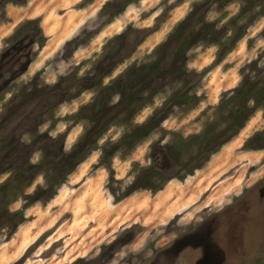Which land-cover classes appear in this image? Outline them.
I'll return each instance as SVG.
<instances>
[{"label":"rangeland","instance_id":"374dc122","mask_svg":"<svg viewBox=\"0 0 264 264\" xmlns=\"http://www.w3.org/2000/svg\"><path fill=\"white\" fill-rule=\"evenodd\" d=\"M108 1L0 0V54L19 39L25 38V44L36 40L29 43L32 62L24 72L25 65L16 68L19 76L11 82L8 78L0 93V129L18 138L12 158L30 155L31 162H38L42 153L30 154L22 144L42 134L56 138V145L64 150L72 149L93 124L88 105L98 95L100 79L109 84L129 66L149 62L179 22L185 20L189 31L201 27L203 19L211 23L208 41L193 46L186 63L192 73L187 86L195 97L174 107L130 154L116 153L113 174L102 167L104 206H90V214L83 212L78 218L76 213L73 218L70 211L59 215L65 206H45L52 198L24 209L26 219L19 226L29 225L20 239H13L15 233L9 238V228L0 227V247L5 246L0 264H162L163 253L174 240L195 231L234 194L264 176V148L244 147L251 135L264 128L263 109L256 110L239 133L207 160L202 155L193 159L200 153L199 134L208 129L217 135L230 123V110L239 101L230 91L241 86L247 75H264V0H132L104 23L115 10L113 4L105 8ZM123 32L124 38L116 37ZM30 60L22 61L28 65ZM168 82L132 118L109 110L115 119L96 137L89 155L99 160L101 147L145 122L184 81ZM115 102L116 96L111 104ZM87 158L72 176L86 170V178L99 169L86 168ZM154 163L170 179L164 187L156 193L138 189L121 197L143 168ZM197 164L201 166L196 168ZM13 171L0 174V182ZM44 176L37 175L26 192L44 184ZM161 181L153 177L144 182L153 186ZM79 184L66 182L63 193ZM23 204L18 197L9 208L23 209Z\"/></svg>","mask_w":264,"mask_h":264},{"label":"trees","instance_id":"16d2710c","mask_svg":"<svg viewBox=\"0 0 264 264\" xmlns=\"http://www.w3.org/2000/svg\"><path fill=\"white\" fill-rule=\"evenodd\" d=\"M131 1H108L105 8L113 4L115 10L108 14L107 21L105 20L104 23H109ZM199 23L201 27L185 31L188 23L182 20L175 30L155 48L154 57L149 62L129 66L109 84H103L100 79L97 83L100 87L98 95L88 105L93 124L85 130L72 149L64 150L59 144L56 145V138L42 134L28 144H22L30 148L28 152L30 154L36 150L42 153V158L38 162H31L30 155L12 158L15 157L17 151L18 138L7 133L9 131L4 132L5 129H0V135H2L0 136V144H3L2 148L4 149L3 156L0 157V174L14 168V171L3 182H0V227L9 228V238L16 232L17 227L25 221L24 209L35 203L54 198L59 188L68 181L69 175L95 149L96 137L108 129V126L115 119L108 114L109 110H117L118 114L126 113L128 118H132L153 99L154 94L160 92L169 83L168 81L175 79L178 82L184 81L170 99L157 108L145 122L136 123L128 128L120 139L115 142L109 140L101 147L99 160L93 164L92 169L106 167L113 174L112 158L116 153L121 151L125 155L130 154L142 140L172 114L174 107L184 105L195 97L190 93L191 87L187 86L189 77L192 75L186 67L189 60L188 51L193 46L206 41L207 32L211 30L210 22L202 19ZM125 34L126 32H123L116 37L124 38ZM41 44L44 45V42ZM107 71L103 72L104 76L109 73ZM85 89L86 87L82 88L81 91ZM230 92L239 97L237 105L230 110V123L217 135H213L208 129L198 135V138L202 140L199 146L200 153L196 159L193 158L194 161L200 155L204 157V160H207L210 153L217 152L224 143L239 133L256 110H264V75L261 72L256 77L245 76L242 85ZM114 96H116V102L111 104ZM85 107L87 108V105L83 106L82 109ZM209 139L214 140L209 141ZM244 147L251 150L263 149L264 128L251 135ZM11 158L12 160H10ZM194 166L198 168L201 165ZM40 173H44L45 183L38 184L31 192H26ZM188 173H191V170ZM140 175L127 186L121 197L128 196L138 189H150L151 192L156 193L164 187L166 181L170 180L164 176L162 167L155 163L143 168ZM153 177L162 178V181L159 184L149 186L148 181ZM18 197H22L24 200L23 209L11 210L9 204Z\"/></svg>","mask_w":264,"mask_h":264},{"label":"flooded vegetation","instance_id":"af4514ba","mask_svg":"<svg viewBox=\"0 0 264 264\" xmlns=\"http://www.w3.org/2000/svg\"><path fill=\"white\" fill-rule=\"evenodd\" d=\"M24 41L0 54V93L8 78L11 82L19 76L16 68L27 65L22 60L31 58L30 44L36 40ZM163 254L162 264H259L264 258V176L234 194L195 231L174 240Z\"/></svg>","mask_w":264,"mask_h":264},{"label":"crops","instance_id":"0c3cea01","mask_svg":"<svg viewBox=\"0 0 264 264\" xmlns=\"http://www.w3.org/2000/svg\"><path fill=\"white\" fill-rule=\"evenodd\" d=\"M75 1H77V0H75ZM42 27H43V30L45 32L46 31V25H44V22L42 23ZM45 33H46V35H49V32H45ZM97 161H98V159H96V155L91 154L87 158V161H85V163H83V164H85L86 168H87V167L95 164ZM85 171L79 172V174H78V172H75L73 174V176L71 174V177H70V179H68L67 183L77 184L80 182L79 185H77L76 187L71 189L73 191L68 192L67 194H64L63 193L64 189L65 188L68 189V187L66 185H63L58 190L59 194L57 193V195L50 202H48L45 206H65L61 210L59 209L60 210L59 215H61L63 213V211H70L72 213L73 218L75 217L76 213L79 214L78 218H80V214H82L83 212L88 211V213H89L90 212L89 211L90 206H97L101 203L103 206L104 205L103 204V198H102V185H103L102 183L104 181V179H103V172H104L103 168L99 167V169L94 174H92L91 176L86 177V178L84 176ZM96 190H97V192H96ZM89 192H90V194H89ZM162 192H164V189ZM44 212H45V210H44ZM34 221H36V218H34ZM28 225L29 224L26 223V224H22L21 226H19L17 231L14 234L13 239H16V238L20 239V234L22 233V231H24L26 228H28ZM28 234H30V233H28ZM38 235L33 240H31V242H33L38 237ZM4 248H5V246L0 247V253L3 254Z\"/></svg>","mask_w":264,"mask_h":264},{"label":"bare ground","instance_id":"6f19581e","mask_svg":"<svg viewBox=\"0 0 264 264\" xmlns=\"http://www.w3.org/2000/svg\"><path fill=\"white\" fill-rule=\"evenodd\" d=\"M76 169H77V168H76ZM89 187H90V186H89ZM92 187H93V186H92ZM93 188H94V187H93ZM91 189H92V188H91ZM91 189H90V190H91ZM90 190H89V191H90ZM96 192H97V190H96ZM94 193H95V192H94ZM94 193H93V194H94ZM58 194H59V193H58ZM89 194H90V192H89ZM96 194H97V193H96ZM95 204H96V203H95ZM93 205H94V204H93ZM96 205H97V204H96ZM99 205H100V204H99ZM97 206H98V205H97ZM103 206H104V205H103Z\"/></svg>","mask_w":264,"mask_h":264},{"label":"water","instance_id":"95a60500","mask_svg":"<svg viewBox=\"0 0 264 264\" xmlns=\"http://www.w3.org/2000/svg\"><path fill=\"white\" fill-rule=\"evenodd\" d=\"M26 68H27V66H25V67L23 68V70H21V72H24V71L26 70Z\"/></svg>","mask_w":264,"mask_h":264}]
</instances>
